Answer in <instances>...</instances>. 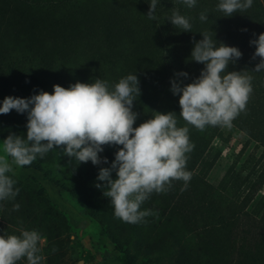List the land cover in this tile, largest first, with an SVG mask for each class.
I'll return each instance as SVG.
<instances>
[{"label": "rangeland", "instance_id": "obj_1", "mask_svg": "<svg viewBox=\"0 0 264 264\" xmlns=\"http://www.w3.org/2000/svg\"><path fill=\"white\" fill-rule=\"evenodd\" d=\"M219 2L197 0L189 8L182 0H157L151 20L150 0H0V106L7 96L52 92L55 84L100 78L114 86L137 74L141 94L134 102L139 114L134 127L154 111H174L194 144L187 186L173 181L167 192L152 193L141 210L154 214L136 224L115 217L103 195L107 189L96 187L105 184L97 179L99 169L111 166L119 146L100 153L107 164H79L53 148L31 165H14L19 193L0 201V217L8 219L0 218V234L38 230L45 237L43 249L50 233L52 254L59 256L55 264H124V256L130 264H264V70L253 71L259 58L252 59L250 44L264 33V5L253 0L246 11L224 16ZM174 10L190 18L192 31L171 23ZM201 12L206 21L199 19ZM204 32L217 46L241 50L228 71L253 77L246 110L231 128L200 131L186 125L182 93L171 91L173 79L191 83L205 67L191 58ZM178 72H187V78ZM13 133L26 139L27 113L0 114V154Z\"/></svg>", "mask_w": 264, "mask_h": 264}, {"label": "clouds", "instance_id": "obj_2", "mask_svg": "<svg viewBox=\"0 0 264 264\" xmlns=\"http://www.w3.org/2000/svg\"><path fill=\"white\" fill-rule=\"evenodd\" d=\"M192 8L197 0H182ZM253 0H220L217 9L224 16L246 11ZM157 0H150L147 16L155 20ZM199 19L208 16L201 12ZM175 27L192 31L190 18L174 10L169 18ZM246 31V29H245ZM196 41L191 58L205 67L191 83L173 79L171 91L181 94L180 116L196 129L203 131L208 126L231 128L233 121L246 110L253 91V77L245 71H228L230 63L242 57L241 50L223 42L216 45L212 37L202 33ZM255 45L252 59L259 58L253 71L264 70V33L250 41ZM227 70V71H226ZM176 76L187 78V72ZM140 81L137 74L123 77L114 86L97 78L94 82H75L69 87L53 86L52 92L41 90L30 97L7 96L0 106V114H9L13 109L27 113L26 139L10 134L4 141L0 154V201L14 199L19 189L15 188L14 165H31L37 156L43 157L53 148L61 149L69 159L79 164L91 161L94 165L107 164L101 157L105 146H119L110 167H101L97 179L105 184L103 195L110 198L115 217L126 223H140L153 215L141 210L142 204L152 193L167 192L173 181L191 179L187 170L188 153L194 149L189 127L178 126L176 112L154 111L153 116L134 127L138 118L134 102L140 96ZM11 158V160L9 159ZM116 172L113 179L112 173ZM11 174V175H9ZM183 190V189H182ZM19 209V204L14 206ZM45 237L38 230H21L17 234H0V264H18L23 258L27 264H42V248ZM55 250V249H54Z\"/></svg>", "mask_w": 264, "mask_h": 264}, {"label": "trees", "instance_id": "obj_3", "mask_svg": "<svg viewBox=\"0 0 264 264\" xmlns=\"http://www.w3.org/2000/svg\"><path fill=\"white\" fill-rule=\"evenodd\" d=\"M261 2H262V4L264 5V0H261ZM256 187H260V183H258V184H256ZM2 220H4L5 221V219L6 220H8L7 218H5V216H3V217H0ZM12 225H14L13 223H11ZM17 225H19V224H15V226H17ZM2 228H4V226H2L1 228H0V233H1V229ZM112 240L114 239L113 238V236L112 237H110ZM46 246L42 249L43 251H44V260L42 261V264H55V261L59 258V256L57 255V254H55V253H53L52 254V251H53V249H52V246H53V243L51 242V240H52V235L49 233L48 235H47V237H46ZM115 240V239H114ZM116 243V245H119L117 242H115ZM122 252V251H121ZM130 260L127 258V256H124V259H123V262H124V264H130V262H129Z\"/></svg>", "mask_w": 264, "mask_h": 264}]
</instances>
